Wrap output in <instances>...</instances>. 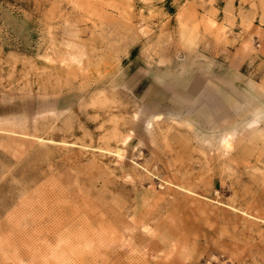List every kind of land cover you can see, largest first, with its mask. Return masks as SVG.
<instances>
[{
	"label": "rangeland",
	"instance_id": "374dc122",
	"mask_svg": "<svg viewBox=\"0 0 264 264\" xmlns=\"http://www.w3.org/2000/svg\"><path fill=\"white\" fill-rule=\"evenodd\" d=\"M260 110L264 0H0V264H264Z\"/></svg>",
	"mask_w": 264,
	"mask_h": 264
},
{
	"label": "bare ground",
	"instance_id": "6f19581e",
	"mask_svg": "<svg viewBox=\"0 0 264 264\" xmlns=\"http://www.w3.org/2000/svg\"><path fill=\"white\" fill-rule=\"evenodd\" d=\"M263 112H264V110H260V111H258L256 117L262 115ZM258 114H259V115H258ZM255 119H256V118H255ZM19 264H24V263H21V262H20Z\"/></svg>",
	"mask_w": 264,
	"mask_h": 264
}]
</instances>
